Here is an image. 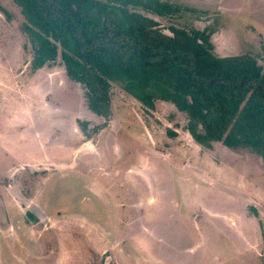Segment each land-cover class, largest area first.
<instances>
[{"label":"rangeland","instance_id":"obj_1","mask_svg":"<svg viewBox=\"0 0 264 264\" xmlns=\"http://www.w3.org/2000/svg\"><path fill=\"white\" fill-rule=\"evenodd\" d=\"M171 1L198 12L156 17L166 33L213 25L217 55L264 69V0ZM0 5V264H264L259 157L204 149L173 104L117 86L95 133L86 89L60 57L31 73L19 11Z\"/></svg>","mask_w":264,"mask_h":264},{"label":"trees","instance_id":"obj_2","mask_svg":"<svg viewBox=\"0 0 264 264\" xmlns=\"http://www.w3.org/2000/svg\"><path fill=\"white\" fill-rule=\"evenodd\" d=\"M11 1L28 37L31 73L60 57L68 78L86 89L88 108L105 119L95 133L107 126L117 86L148 110L155 101L173 104L202 148L221 143L264 164V69L258 60L217 55L213 25L170 26L166 33L156 18H180L195 8L171 0Z\"/></svg>","mask_w":264,"mask_h":264}]
</instances>
